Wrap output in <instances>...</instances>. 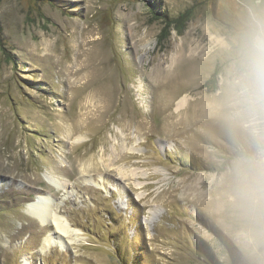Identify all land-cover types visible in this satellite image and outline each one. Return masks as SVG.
Instances as JSON below:
<instances>
[{
    "label": "rangeland",
    "instance_id": "1",
    "mask_svg": "<svg viewBox=\"0 0 264 264\" xmlns=\"http://www.w3.org/2000/svg\"><path fill=\"white\" fill-rule=\"evenodd\" d=\"M261 32L264 0H0V264H264V114L229 86Z\"/></svg>",
    "mask_w": 264,
    "mask_h": 264
},
{
    "label": "clouds",
    "instance_id": "2",
    "mask_svg": "<svg viewBox=\"0 0 264 264\" xmlns=\"http://www.w3.org/2000/svg\"><path fill=\"white\" fill-rule=\"evenodd\" d=\"M234 106L250 115L264 114V32L253 35L240 74L230 82Z\"/></svg>",
    "mask_w": 264,
    "mask_h": 264
},
{
    "label": "bare ground",
    "instance_id": "3",
    "mask_svg": "<svg viewBox=\"0 0 264 264\" xmlns=\"http://www.w3.org/2000/svg\"><path fill=\"white\" fill-rule=\"evenodd\" d=\"M218 36H214L213 35V37L212 38H214L215 40H219V38H217ZM87 38V37H86ZM81 43H82V46H84L87 42H86V39H82V41H81ZM195 43V42H194ZM189 45V44H188ZM183 46V45H182ZM189 47H190V45H189ZM188 47V48H189ZM203 48V47H202ZM83 49V48H82ZM88 49V48H87ZM192 52H198V49H200V47L198 46V44H197V42H196V45H194L193 47H191V48H189ZM182 51H184V48L182 47L180 50H179V52H182ZM176 52V51H175ZM176 54H179V53H176ZM176 54L171 58V61L173 62L175 59H176ZM182 54V53H181ZM177 58H178V56H177ZM73 66V65H72ZM73 67H75V69H76V71H75V73H77L78 71H82V69H83V64H81V62H79V61H77L76 63H75V65L73 66ZM74 69V68H73ZM70 70H71V68H69L66 72H67V75H69V73H70ZM155 70L159 73V74H161L162 73V69H161V67H160V64H157L156 66H155ZM157 73V74H158ZM161 76H159V78H160ZM162 77H163V79H162ZM162 77H161V81L159 82L160 84V88H166L165 86L167 85V84H170L171 82H173L172 81V79L174 78L173 77V75H165L164 73H163V75H162ZM157 78V77H156ZM176 78V77H175ZM174 80V79H173ZM177 80V79H176ZM176 80H174V83L173 84H175V82H176ZM176 84H177V82H176ZM179 84V83H178ZM170 86V85H169ZM174 86H176V85H174ZM169 88V87H168ZM170 88H172V87H170ZM165 90V89H164ZM161 94H162V92H161ZM169 96H171L172 97V95H170L169 94ZM171 97H169V98H171ZM186 99H187V96L186 95H184V96H181L178 100H177V102H176V104H177V107H181L183 104H184V102L186 101ZM166 100V99H165ZM161 101V100H160ZM173 101H174V99H173ZM206 101H208L209 103H208V105H209V107L208 108H206V107H202L201 109H200V112H202V113H205V114H202V115H205L206 116V112H210L211 113V111H212V113L213 112H216L215 110H214V108H215V104H213V103H211V101H209V99H206L205 100V102ZM167 102V101H166ZM169 102V101H168ZM170 102H172V101H170ZM168 105H169V103H168ZM166 106H167V104H166ZM193 111H196V110H193ZM197 113V112H196ZM192 114V113H191ZM190 113H189V116H191V117H194L193 115H191ZM195 114V113H194ZM195 116H197V115H195ZM208 116V115H207ZM215 116L216 115H214V114H212V117H211V115H210V118H212V119H215ZM187 117V116H186ZM199 118L198 119H200V116H198ZM201 118H202V116H201ZM188 119V123H186L187 125L189 124V123H191V124H189L188 126H190V125H195L196 123H200L201 122V120H199V121H194V120H196L197 118H192V119H194V120H190L189 121V118H187ZM191 119V118H190ZM206 119H208L209 120V116L206 118ZM205 119V120H206ZM202 120H204V119H202ZM207 121V120H206ZM216 121V120H215ZM186 122V121H185ZM198 123V124H199ZM185 124V123H184ZM186 125V126H187ZM185 126V127H186ZM184 127V126H183ZM196 127V126H195ZM187 128V127H186ZM189 128V127H188ZM52 182H57V181H55V180H52ZM58 187V186H57ZM242 189V188H241ZM250 192V191H249ZM49 198L48 197H44V198H39L37 201H33V202H30L28 205H27V208H28V212H29V214L31 215V216H33L37 221H39L40 222V224H50V225H53V227H54V232L56 233V235L59 237V238H64V239H66V241L68 240V241H72V240H74V239H76V234L73 232V229L72 228H70V225H69V223L67 222V221H65V219L64 218H62L61 216H59L57 213H56V211H53L52 209H50V207H49ZM49 244V240H47V242H46V246Z\"/></svg>",
    "mask_w": 264,
    "mask_h": 264
},
{
    "label": "trees",
    "instance_id": "4",
    "mask_svg": "<svg viewBox=\"0 0 264 264\" xmlns=\"http://www.w3.org/2000/svg\"><path fill=\"white\" fill-rule=\"evenodd\" d=\"M184 15L185 14H180V16L178 18H176L175 20L172 21V23H178L179 22V23H182L183 24L182 19H183ZM183 26H184V24H183ZM178 30L180 31V28L179 27H178ZM213 73H214V71H213Z\"/></svg>",
    "mask_w": 264,
    "mask_h": 264
}]
</instances>
